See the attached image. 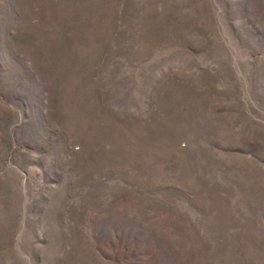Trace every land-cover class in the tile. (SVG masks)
Wrapping results in <instances>:
<instances>
[{"label": "rangeland", "instance_id": "1", "mask_svg": "<svg viewBox=\"0 0 264 264\" xmlns=\"http://www.w3.org/2000/svg\"><path fill=\"white\" fill-rule=\"evenodd\" d=\"M0 264H264V0H0Z\"/></svg>", "mask_w": 264, "mask_h": 264}]
</instances>
